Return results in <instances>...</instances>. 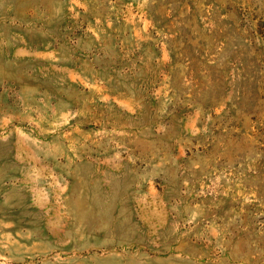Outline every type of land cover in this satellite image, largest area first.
Returning <instances> with one entry per match:
<instances>
[{
	"label": "rangeland",
	"instance_id": "obj_1",
	"mask_svg": "<svg viewBox=\"0 0 264 264\" xmlns=\"http://www.w3.org/2000/svg\"><path fill=\"white\" fill-rule=\"evenodd\" d=\"M0 264H264V0H0Z\"/></svg>",
	"mask_w": 264,
	"mask_h": 264
}]
</instances>
